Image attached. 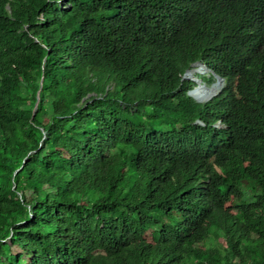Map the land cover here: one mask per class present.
I'll list each match as a JSON object with an SVG mask.
<instances>
[{
  "label": "trees",
  "instance_id": "16d2710c",
  "mask_svg": "<svg viewBox=\"0 0 264 264\" xmlns=\"http://www.w3.org/2000/svg\"><path fill=\"white\" fill-rule=\"evenodd\" d=\"M262 3L0 0V264H264Z\"/></svg>",
  "mask_w": 264,
  "mask_h": 264
},
{
  "label": "clouds",
  "instance_id": "9594fccd",
  "mask_svg": "<svg viewBox=\"0 0 264 264\" xmlns=\"http://www.w3.org/2000/svg\"><path fill=\"white\" fill-rule=\"evenodd\" d=\"M241 5H242V1H241ZM261 5V3H259V5L257 6V7H259ZM262 5H264V0H263V3H262ZM256 7V8H257ZM263 21H264V17H263ZM255 42V44H257V46H259V49H260V54H262V55H264V30H263V33L261 34V35H258V39L256 40V41H254ZM198 66H201L202 68H204V72H200L199 71V68H197ZM194 73V75L196 76V78H197V81H205V83H206V87H211V86H207V84L209 85V84H212V85H214V84H216V83H221L222 84V90L220 91L221 93L226 89H228V87H227V85H226V82H225V80L223 79V78H221V77H219V76H215L214 77V81H209V80H206V78H209L210 79V73H211V70L208 68V66L204 63V62H202V61H199V60H197V61H195L192 65H191V67L187 70V72H186V76H185V78L186 79H188V76H189V74H193ZM202 74V75H201ZM189 80V79H188ZM191 81V80H190ZM192 82V81H191ZM198 83V85H199V82H197ZM192 91V90H191ZM191 91H190V93H191ZM219 92V93H220ZM189 93V94H190ZM217 94L213 99H211L210 101H212V100H214L216 97H218L220 94ZM190 96L191 97H193L196 101H198V102H200L199 100H197V98L196 97H194V96H192V94H190ZM210 101H208V102H210ZM208 102H201V103H208ZM222 123L221 122H217L216 124H215V127H219L220 125H221ZM222 152H223V149H222V147H221V149L220 150H218L216 153H214V154H212V155H217V153H219V154H222ZM211 156V155H210ZM206 157H209L208 155L206 156ZM247 197H248V199L250 200V201H253V199L251 198V196L250 195H247Z\"/></svg>",
  "mask_w": 264,
  "mask_h": 264
},
{
  "label": "rangeland",
  "instance_id": "374dc122",
  "mask_svg": "<svg viewBox=\"0 0 264 264\" xmlns=\"http://www.w3.org/2000/svg\"><path fill=\"white\" fill-rule=\"evenodd\" d=\"M197 68H199V71L200 72H204L205 70H204V68H202L201 66H198ZM202 75V74H201ZM188 79L189 80H191L192 81V83L193 84H191V86L193 87V90L191 91V93L190 94H192V95H194V97H196L195 95L196 94H198V98H197V100H199L200 102H204L202 99L203 98H205V97H207V96H210V95H212V94H215V90H214V88L212 87L213 85L212 84H207V86H211V87H206L205 85H206V83H205V81L203 82V81H197V78H196V76L194 75V73L193 74H189V76H188ZM197 82H199V85H198V83ZM218 85H220L221 86V89H220V91L222 90V84L221 83H217ZM219 91V92H220ZM218 92V93H219ZM217 93V94H218ZM221 93V92H220ZM219 93V94H220ZM204 95V96H201V95Z\"/></svg>",
  "mask_w": 264,
  "mask_h": 264
},
{
  "label": "bare ground",
  "instance_id": "6f19581e",
  "mask_svg": "<svg viewBox=\"0 0 264 264\" xmlns=\"http://www.w3.org/2000/svg\"><path fill=\"white\" fill-rule=\"evenodd\" d=\"M212 87H213L214 90L216 91L215 94H212V95H210V96H207V97L203 98L202 100H203L204 102H208V101H210L211 99H213V98L217 95V93L220 91V89H221V86L218 85L217 83L214 84ZM192 96H194V95H192ZM195 96H196V98H198V94H196ZM201 96H204V95L202 94ZM108 111H109V110H108Z\"/></svg>",
  "mask_w": 264,
  "mask_h": 264
},
{
  "label": "water",
  "instance_id": "95a60500",
  "mask_svg": "<svg viewBox=\"0 0 264 264\" xmlns=\"http://www.w3.org/2000/svg\"><path fill=\"white\" fill-rule=\"evenodd\" d=\"M40 92H41V91H39V93H38V101H37V104H36V107H35V111H36V109H37V107H38V105H39V102H40Z\"/></svg>",
  "mask_w": 264,
  "mask_h": 264
}]
</instances>
